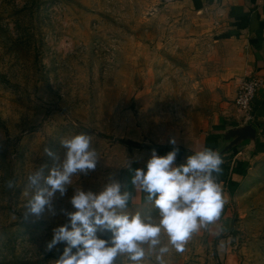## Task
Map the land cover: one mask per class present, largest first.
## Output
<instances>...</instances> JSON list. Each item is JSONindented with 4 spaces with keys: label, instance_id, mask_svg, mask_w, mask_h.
Here are the masks:
<instances>
[{
    "label": "rangeland",
    "instance_id": "obj_1",
    "mask_svg": "<svg viewBox=\"0 0 264 264\" xmlns=\"http://www.w3.org/2000/svg\"><path fill=\"white\" fill-rule=\"evenodd\" d=\"M214 31L187 0H0V264H54L65 245H46L67 223L60 210H74V189L98 192L109 175L133 193L130 214L157 215L127 169V161L145 168L154 148L128 143L160 146L159 156L180 147L179 165L192 141L226 131L217 124L233 115L215 82ZM80 133L92 137L95 171L56 194L57 215L25 219L34 194L27 176L40 166L47 175L54 161L45 148L62 157L60 139ZM243 150L222 157L220 220L194 233L184 252L170 250L165 264H264V142L248 161L235 158Z\"/></svg>",
    "mask_w": 264,
    "mask_h": 264
},
{
    "label": "clouds",
    "instance_id": "obj_2",
    "mask_svg": "<svg viewBox=\"0 0 264 264\" xmlns=\"http://www.w3.org/2000/svg\"><path fill=\"white\" fill-rule=\"evenodd\" d=\"M169 143L175 145L176 140ZM92 144L90 135L80 133L60 139L62 157L45 148L54 163L47 175L46 166H40L27 176V187L34 194L24 206L25 219L57 215L56 194L64 197L74 176H87L97 167L100 159ZM178 151L173 147L159 156L153 149L145 168L133 169L127 161L133 189L145 194L146 203L157 210L156 216L130 214L133 193L126 181L114 175H109L98 192L74 189L69 200L74 210H60L67 223L52 229V239L46 245L48 251L65 245L54 264H117L122 257L130 264H141L153 255L156 264H165L170 250L184 252L194 233L219 221L226 203L217 179L224 163L220 152L204 148L177 165ZM7 187L14 188V182L7 181Z\"/></svg>",
    "mask_w": 264,
    "mask_h": 264
},
{
    "label": "crops",
    "instance_id": "obj_3",
    "mask_svg": "<svg viewBox=\"0 0 264 264\" xmlns=\"http://www.w3.org/2000/svg\"><path fill=\"white\" fill-rule=\"evenodd\" d=\"M187 3L197 9L198 16L206 14L215 25L212 34L215 36V63L219 69L215 82L219 96L229 101L224 105L225 113L232 112L233 115L230 124L224 126L220 123L217 127H223L221 130L224 131L242 125L233 105L236 89L247 77H257L262 81L253 102V122H249L256 129L255 146L253 150L243 148V152L235 157L239 160L246 156L244 160L248 161L252 152L261 149V142H264V0H187ZM222 135L223 132H217L213 136L214 150ZM206 138L192 141L190 150L183 148L194 154L204 149ZM231 163L228 162L226 167L231 169ZM221 167L223 172L225 167Z\"/></svg>",
    "mask_w": 264,
    "mask_h": 264
},
{
    "label": "water",
    "instance_id": "obj_4",
    "mask_svg": "<svg viewBox=\"0 0 264 264\" xmlns=\"http://www.w3.org/2000/svg\"><path fill=\"white\" fill-rule=\"evenodd\" d=\"M256 135V129L247 120H244L242 125L229 128L223 132L221 142L215 150L219 151L221 156L238 146H242L246 150H253Z\"/></svg>",
    "mask_w": 264,
    "mask_h": 264
},
{
    "label": "built area",
    "instance_id": "obj_5",
    "mask_svg": "<svg viewBox=\"0 0 264 264\" xmlns=\"http://www.w3.org/2000/svg\"><path fill=\"white\" fill-rule=\"evenodd\" d=\"M261 85L262 81L257 77H247L240 81L235 92L233 105L240 115V120L242 122L244 120L253 122V102Z\"/></svg>",
    "mask_w": 264,
    "mask_h": 264
},
{
    "label": "trees",
    "instance_id": "obj_6",
    "mask_svg": "<svg viewBox=\"0 0 264 264\" xmlns=\"http://www.w3.org/2000/svg\"><path fill=\"white\" fill-rule=\"evenodd\" d=\"M214 140L213 139H210L209 137H207L206 138V140H205V147L204 148H210V149H213L214 150V142H213ZM129 145H131L132 147H135V148H138V149H143V148H145V149H162V147H160V146H155V147H147V146H142V145H138V144H136V143H128ZM180 151H182V152H184V150L182 149V148H178ZM169 150H173V147L172 148H169ZM189 153L190 155H192L193 153H191V152H188V151H185V153ZM178 155L182 158L183 157V155L184 154H181V153H178ZM243 166H244V163L242 164V163H239L238 165H236V168H233L234 169V171L235 172H237V173H241V169H243Z\"/></svg>",
    "mask_w": 264,
    "mask_h": 264
}]
</instances>
